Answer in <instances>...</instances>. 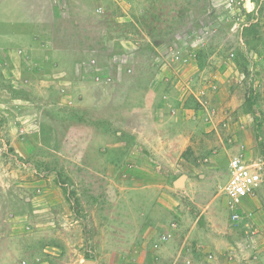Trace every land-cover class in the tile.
Here are the masks:
<instances>
[{
    "label": "rangeland",
    "instance_id": "1",
    "mask_svg": "<svg viewBox=\"0 0 264 264\" xmlns=\"http://www.w3.org/2000/svg\"><path fill=\"white\" fill-rule=\"evenodd\" d=\"M11 2L74 64L50 94L0 50V264H264V186L239 223L224 192L264 161V0Z\"/></svg>",
    "mask_w": 264,
    "mask_h": 264
},
{
    "label": "crops",
    "instance_id": "2",
    "mask_svg": "<svg viewBox=\"0 0 264 264\" xmlns=\"http://www.w3.org/2000/svg\"><path fill=\"white\" fill-rule=\"evenodd\" d=\"M11 1L12 0H4L0 3V50H5V52H1L7 53L5 54V57L3 56V59H8V62H15L16 60H24L27 62L35 61V63L33 64V73L38 74L42 72L43 74L39 75H44L47 79L43 80L42 78L41 84L39 83L36 85L43 87L46 85L45 83H47V93L56 94L57 90H55L54 86H51V84L49 83H53L51 81H54V79H56L57 77L59 79L63 78L62 74H66L65 69L69 66H72L74 63L73 61H70L68 56L69 53H67L68 51L50 43L49 35L45 34L44 31H42V25L34 22L35 20L33 17L36 15L34 10H29L21 2L16 5V3H13ZM38 13L40 12L38 11ZM44 38L48 39L49 42H45ZM10 49L16 51V57L13 58V60H10L9 58ZM19 49H22V51H19ZM11 71H13V68L11 69ZM22 71L19 70L18 74H20V72L21 74H27L32 70L28 67H23ZM21 78L23 80H26L25 77L21 76ZM60 81L61 80H59V82ZM55 82L56 80L54 81V83ZM54 85L59 88L58 92H60V90L64 88V85L60 86L56 83ZM74 87H77V85H75ZM38 88L40 89V87H37V89ZM76 91L81 90L76 89ZM15 251H18L17 248H15ZM11 257L13 258V255ZM23 262L24 261L19 263L13 262L12 264H24Z\"/></svg>",
    "mask_w": 264,
    "mask_h": 264
},
{
    "label": "built area",
    "instance_id": "3",
    "mask_svg": "<svg viewBox=\"0 0 264 264\" xmlns=\"http://www.w3.org/2000/svg\"><path fill=\"white\" fill-rule=\"evenodd\" d=\"M263 164L261 158L249 162L238 155L231 157L229 161L230 178L224 186V192L229 206L234 210L232 220L236 223L244 220V217L237 212V207L247 197L254 196L261 185L264 186ZM188 262L190 264V261Z\"/></svg>",
    "mask_w": 264,
    "mask_h": 264
},
{
    "label": "water",
    "instance_id": "4",
    "mask_svg": "<svg viewBox=\"0 0 264 264\" xmlns=\"http://www.w3.org/2000/svg\"><path fill=\"white\" fill-rule=\"evenodd\" d=\"M181 180L182 179H180V181H179V183L178 184H180L181 183ZM84 264H95V261L94 260H86L85 262H84Z\"/></svg>",
    "mask_w": 264,
    "mask_h": 264
}]
</instances>
